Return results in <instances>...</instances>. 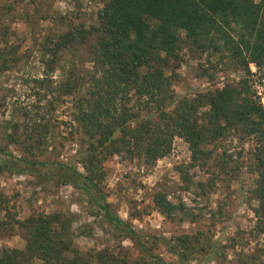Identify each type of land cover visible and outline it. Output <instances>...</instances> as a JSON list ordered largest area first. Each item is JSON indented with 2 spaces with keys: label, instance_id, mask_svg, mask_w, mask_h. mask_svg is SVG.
<instances>
[{
  "label": "rangeland",
  "instance_id": "obj_1",
  "mask_svg": "<svg viewBox=\"0 0 264 264\" xmlns=\"http://www.w3.org/2000/svg\"><path fill=\"white\" fill-rule=\"evenodd\" d=\"M103 3L0 0V46L8 45L15 57L0 76V160H10L9 152L55 164L37 166L36 171H0V255L6 247H25L28 233L16 219L55 212L69 222L70 247L91 255L89 264H100L98 252L111 253L126 264H264V232L255 227L258 143L253 136L231 130L210 140L203 163L190 159L188 143L180 136L173 138L169 153L151 164L128 153L109 155L96 184L108 208L130 224L135 239L106 221L96 190L82 191L63 181L64 172L56 164L85 173L79 151L86 144L73 120L79 88L65 93L64 86L75 81L84 92L93 69L83 45L55 51V44L71 27L95 23ZM224 60L219 54L184 49L173 71L167 70L175 94L196 97L244 75ZM46 62L53 65L47 74ZM249 70L248 83L264 109V65L258 68L251 62ZM28 116L49 127L47 137L29 150L24 145L31 128ZM12 123L20 127L13 137ZM160 194L178 206L170 217L155 204ZM186 234L199 236L206 248L179 260L172 248L179 247L176 239ZM40 263L35 258L26 264Z\"/></svg>",
  "mask_w": 264,
  "mask_h": 264
},
{
  "label": "trees",
  "instance_id": "obj_2",
  "mask_svg": "<svg viewBox=\"0 0 264 264\" xmlns=\"http://www.w3.org/2000/svg\"><path fill=\"white\" fill-rule=\"evenodd\" d=\"M73 45L88 49L93 71L84 92L75 81L64 86L65 93L79 88L73 120L86 136L85 148L79 151L85 173L56 164L65 183L82 191L96 190L106 221L135 239L130 224L108 208L96 184L104 175L103 161L109 155L128 153L151 164L169 153L173 138L180 136L188 143L190 159L203 163L210 154L206 143L236 130L258 143L254 214L256 229L264 232V109L247 78L249 63L264 65V0H104L96 22L71 27L55 44V51ZM7 47L0 46V76L15 60ZM184 49L219 54L244 75L196 97L177 96L167 70L174 68ZM44 65H49L46 74L52 71L53 65ZM28 118L31 128L24 145L29 150L47 137L49 127L37 116ZM19 128L12 123V137ZM0 153H4L1 146ZM5 153L10 160H0V171H36L37 166L55 165ZM154 201L168 217L178 207L164 194ZM15 223L26 228L27 242L22 250L3 248L0 264H26L35 258L40 264H89L91 255L70 247L69 222L59 213L31 214ZM176 243L179 247L172 251L179 260L206 248L197 235L179 236ZM95 256L100 264H126L111 253Z\"/></svg>",
  "mask_w": 264,
  "mask_h": 264
}]
</instances>
